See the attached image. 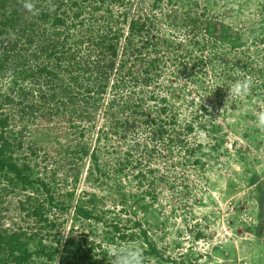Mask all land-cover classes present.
<instances>
[{"label": "rangeland", "instance_id": "obj_1", "mask_svg": "<svg viewBox=\"0 0 264 264\" xmlns=\"http://www.w3.org/2000/svg\"><path fill=\"white\" fill-rule=\"evenodd\" d=\"M19 3L0 264H264V0Z\"/></svg>", "mask_w": 264, "mask_h": 264}, {"label": "trees", "instance_id": "obj_2", "mask_svg": "<svg viewBox=\"0 0 264 264\" xmlns=\"http://www.w3.org/2000/svg\"><path fill=\"white\" fill-rule=\"evenodd\" d=\"M20 0H0V6L4 7V9H7L8 5L11 6H17L21 5L19 3ZM54 23L55 24H63L65 23V19H63L61 16L56 15L54 18ZM3 62L0 61V68H2ZM10 116L8 114H5L4 112H0V172L5 170V178L6 174L8 171L14 172L21 181V183L24 184V186H29L30 184L33 183V181L30 179V176L26 173L23 172V170L20 168V166L11 160L9 156H7V151L11 149L12 146V141L9 137L5 136V130H7L8 126L10 125L9 122ZM13 181V180H12ZM14 184H17L16 182L13 181ZM21 231L14 232L11 231L9 227L4 226L2 229L0 227V246L1 249H9V252L14 253L15 251L18 250H23V246H25V243L21 242L20 240L21 237ZM8 247V248H7ZM45 249H43V252ZM82 252L80 251V254ZM23 255L21 256V260L25 261L26 259L29 258L30 252L27 248H24L23 250ZM48 256L51 257V254H48ZM140 254L135 251L133 252L132 256L133 259H138ZM80 257V256H79ZM81 258L83 260H90L89 262L92 264H103L100 259H92L89 257L87 254L82 253ZM125 259H127V256H125Z\"/></svg>", "mask_w": 264, "mask_h": 264}]
</instances>
